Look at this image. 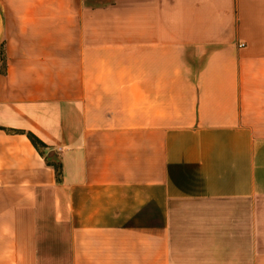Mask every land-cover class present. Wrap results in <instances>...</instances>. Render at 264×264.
I'll use <instances>...</instances> for the list:
<instances>
[{
  "label": "crops",
  "instance_id": "0c3cea01",
  "mask_svg": "<svg viewBox=\"0 0 264 264\" xmlns=\"http://www.w3.org/2000/svg\"><path fill=\"white\" fill-rule=\"evenodd\" d=\"M0 53V264H264V0H0Z\"/></svg>",
  "mask_w": 264,
  "mask_h": 264
},
{
  "label": "trees",
  "instance_id": "16d2710c",
  "mask_svg": "<svg viewBox=\"0 0 264 264\" xmlns=\"http://www.w3.org/2000/svg\"><path fill=\"white\" fill-rule=\"evenodd\" d=\"M1 54V53H0ZM28 139L32 143V145L35 147V149L41 153V149L44 148V145L33 135L27 134ZM55 172H56V177L59 179L60 176V165L59 163L52 164Z\"/></svg>",
  "mask_w": 264,
  "mask_h": 264
},
{
  "label": "built area",
  "instance_id": "2783aa9c",
  "mask_svg": "<svg viewBox=\"0 0 264 264\" xmlns=\"http://www.w3.org/2000/svg\"><path fill=\"white\" fill-rule=\"evenodd\" d=\"M240 47H242V45H240Z\"/></svg>",
  "mask_w": 264,
  "mask_h": 264
}]
</instances>
